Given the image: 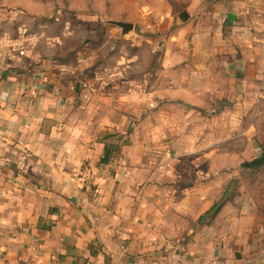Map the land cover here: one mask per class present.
I'll use <instances>...</instances> for the list:
<instances>
[{"label": "crops", "instance_id": "0c3cea01", "mask_svg": "<svg viewBox=\"0 0 264 264\" xmlns=\"http://www.w3.org/2000/svg\"><path fill=\"white\" fill-rule=\"evenodd\" d=\"M186 11L196 22L190 57L207 60L197 68L217 59L213 70L226 65L264 90V0H193ZM35 13L0 0V264H264L248 223L256 214L223 208L200 223L214 205L202 174H186L200 162L154 147L164 121L141 120L139 109L178 94L171 68L151 84L139 77L134 25L99 20L82 49L46 56L36 44L78 42L77 33L30 32Z\"/></svg>", "mask_w": 264, "mask_h": 264}, {"label": "rangeland", "instance_id": "374dc122", "mask_svg": "<svg viewBox=\"0 0 264 264\" xmlns=\"http://www.w3.org/2000/svg\"><path fill=\"white\" fill-rule=\"evenodd\" d=\"M192 2L193 0H10L13 8L22 6L32 13L36 12L38 20H28L30 32L37 31L39 35L55 32L56 36L67 27L77 33L75 36L78 42L54 44L51 41H41L36 44V48L41 49L46 56L82 49L87 44L85 39L92 40L89 29L93 27L100 31L99 20L132 23L136 29L135 34L139 36L134 37L139 43V77L148 79L144 82L151 84L163 76L158 73L150 74L171 68L170 81L176 87L175 94L178 95L176 98L172 96L166 99V105L173 99L171 105L167 106L158 102L161 101L159 96L155 97L156 105L146 103L143 111L142 108L139 109L142 116L141 113L130 116L136 120L139 116L141 120L154 116L157 120L164 121L160 129L164 135L154 141V147H166L173 152L174 159L183 158L189 164L200 162L201 169L193 171L189 168L186 174L192 178H195L196 173L202 174L200 180L204 183V191H209L210 195L209 199L204 200L215 204L225 199L227 203L223 207L224 214H256L255 219L252 217L249 220V228L255 229L254 240L264 244V166L259 169L242 166L264 152V90L259 86L260 80H245L246 75L241 72L234 76L226 65H220L219 69L214 67L213 70L211 63H217V59L208 60L206 66L210 69L205 67L200 71L197 68L207 60L190 57L196 50L193 42L196 22L187 13L186 7ZM34 9L35 12L32 11ZM85 30L88 33L86 35ZM131 34L133 31L127 35ZM159 42L164 45L159 46ZM132 43H135V39L125 43L124 51L129 50ZM54 45L62 48L60 51H53ZM150 48L156 54L146 51ZM221 48L228 51L229 45H222ZM238 58H241V54ZM223 62L229 61L223 59ZM181 67L187 68L188 73L181 74ZM184 80L187 90H182L179 86V82L183 84ZM160 152L159 157L163 154V151ZM213 221L208 218L205 225L213 224Z\"/></svg>", "mask_w": 264, "mask_h": 264}, {"label": "trees", "instance_id": "16d2710c", "mask_svg": "<svg viewBox=\"0 0 264 264\" xmlns=\"http://www.w3.org/2000/svg\"><path fill=\"white\" fill-rule=\"evenodd\" d=\"M110 156L108 148L105 149V156L103 158L104 161H107ZM244 168L248 169H259L264 166V152L255 160L251 162H246L242 165ZM225 199H222L220 202L215 203L213 207L205 214V216L201 217L199 219L200 223H202L207 218H215L223 209V207L226 205Z\"/></svg>", "mask_w": 264, "mask_h": 264}, {"label": "water", "instance_id": "95a60500", "mask_svg": "<svg viewBox=\"0 0 264 264\" xmlns=\"http://www.w3.org/2000/svg\"><path fill=\"white\" fill-rule=\"evenodd\" d=\"M119 27H121L123 29V32L128 33L131 30H133V25L132 24H128V23H118L117 24Z\"/></svg>", "mask_w": 264, "mask_h": 264}, {"label": "built area", "instance_id": "2783aa9c", "mask_svg": "<svg viewBox=\"0 0 264 264\" xmlns=\"http://www.w3.org/2000/svg\"><path fill=\"white\" fill-rule=\"evenodd\" d=\"M84 87H85V86H84ZM77 176H78L79 178H83V179H90V178H91L90 173H89L88 171H85V170H81V171L77 174Z\"/></svg>", "mask_w": 264, "mask_h": 264}]
</instances>
